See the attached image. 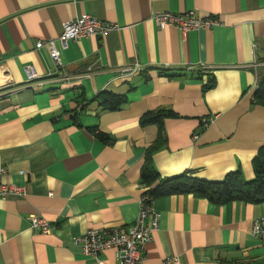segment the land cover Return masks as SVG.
<instances>
[{
    "label": "crops",
    "instance_id": "0c3cea01",
    "mask_svg": "<svg viewBox=\"0 0 264 264\" xmlns=\"http://www.w3.org/2000/svg\"><path fill=\"white\" fill-rule=\"evenodd\" d=\"M164 11L219 23L182 34L156 25L153 14ZM83 13L116 27L62 47V24ZM50 39L61 67L46 45L35 48ZM263 59L264 0H0V168L23 187L0 199V264H98L71 240L135 220L141 166L158 137L155 124H140L148 111L175 114L163 120V141L151 154L161 178L219 181L240 170L251 180L264 146V106L253 99ZM133 65L138 72L122 77ZM102 91L125 96V104L101 110L94 98ZM153 206L159 226L143 264L170 256L181 264H264L250 235L264 201L215 204L178 193ZM30 215L48 220L52 232L30 229ZM98 258L118 264L112 249Z\"/></svg>",
    "mask_w": 264,
    "mask_h": 264
},
{
    "label": "built area",
    "instance_id": "2783aa9c",
    "mask_svg": "<svg viewBox=\"0 0 264 264\" xmlns=\"http://www.w3.org/2000/svg\"><path fill=\"white\" fill-rule=\"evenodd\" d=\"M152 18L159 28L175 26L182 34H186L189 30L210 28L219 23L213 16L198 17L193 11L186 14H174L167 11L156 12ZM115 27L114 24L103 23L96 17L83 13L62 24V31L56 41L64 47L69 40L84 36L103 35ZM43 45L47 46L49 56L54 64L61 67L60 52L55 46V41L53 39L46 42L38 40L35 43V48H40ZM136 72H138L136 65L126 66L120 70V74L124 78ZM19 173L22 174L23 172L20 171ZM5 175V169L0 168V199H5L14 194H23V187L6 181ZM153 202L152 197L147 193H142L138 199L136 218L130 225L123 228L89 229L81 235L74 236L71 240L72 244L77 246L84 255L93 257L98 264H102L98 258L99 254L107 249L114 251L118 264H143L144 246L151 240L152 234L159 226V213L155 210ZM29 228L49 234L53 230V225L41 216L30 215ZM250 235L258 240L264 248V215L252 219ZM161 264L181 263L178 257L170 256L165 258Z\"/></svg>",
    "mask_w": 264,
    "mask_h": 264
},
{
    "label": "trees",
    "instance_id": "16d2710c",
    "mask_svg": "<svg viewBox=\"0 0 264 264\" xmlns=\"http://www.w3.org/2000/svg\"><path fill=\"white\" fill-rule=\"evenodd\" d=\"M166 71L164 75H173ZM214 84L215 80L211 77L204 84L203 90L211 89ZM253 99L256 104L264 106V67L258 70L257 89L253 93ZM94 100L101 110L106 111L118 110L126 102L125 96L109 91L100 92ZM173 116L175 114L171 110L157 109L144 113L140 118L141 125L153 123L158 128L157 140L148 147L140 170V182L145 188L143 193H147L153 199L170 194L191 193L215 204L232 201L256 204L264 201V146L258 149L252 159L254 177L251 180H245L240 170L227 173L219 181L202 180L188 173L161 178L153 167L151 154L158 149L163 141V120ZM99 137L104 139L102 135Z\"/></svg>",
    "mask_w": 264,
    "mask_h": 264
}]
</instances>
